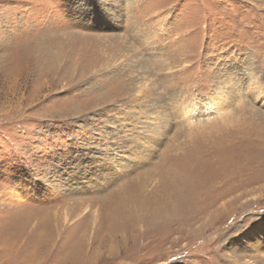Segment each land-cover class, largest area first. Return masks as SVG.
I'll use <instances>...</instances> for the list:
<instances>
[{
    "label": "rangeland",
    "instance_id": "1",
    "mask_svg": "<svg viewBox=\"0 0 264 264\" xmlns=\"http://www.w3.org/2000/svg\"><path fill=\"white\" fill-rule=\"evenodd\" d=\"M109 1L0 0V264H264V0Z\"/></svg>",
    "mask_w": 264,
    "mask_h": 264
},
{
    "label": "bare ground",
    "instance_id": "2",
    "mask_svg": "<svg viewBox=\"0 0 264 264\" xmlns=\"http://www.w3.org/2000/svg\"><path fill=\"white\" fill-rule=\"evenodd\" d=\"M107 1H109V0H107ZM110 2V1H109ZM100 6H101V8H103V6L104 7H106V4L104 3L103 4V6H102V4H100ZM95 8L97 9V10H99L96 6H95ZM100 11V10H99ZM103 13V12H102ZM106 14V17H107V20L108 21H115V18L114 17H109L108 16V14L107 13H105ZM103 16H104V14H103ZM232 76H233V74L232 73H230ZM230 75V76H231ZM228 78V77H227ZM231 80V79H230ZM240 81V80H239ZM218 83V82H217ZM239 85H241V84H239ZM235 86V85H234ZM235 87H237V86H235ZM233 88V87H232ZM242 90V89H241ZM232 92V91H231ZM232 97V96H231ZM219 105H217V107H218ZM219 109H221L220 107H219ZM131 160V159H130ZM129 166V165H128ZM86 173H89V174H91V171L89 170H86ZM106 174V173H105ZM251 238H256L255 237V234H252V236H251ZM262 240L264 241V236L262 237Z\"/></svg>",
    "mask_w": 264,
    "mask_h": 264
}]
</instances>
